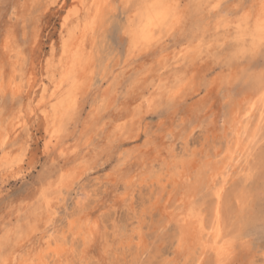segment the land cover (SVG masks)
Segmentation results:
<instances>
[{"label": "rangeland", "instance_id": "rangeland-1", "mask_svg": "<svg viewBox=\"0 0 264 264\" xmlns=\"http://www.w3.org/2000/svg\"><path fill=\"white\" fill-rule=\"evenodd\" d=\"M259 1L179 0L182 27L130 52L127 0H108L71 85L65 22L79 0H0V264H215L183 220L192 211L204 235L234 241L231 264H264V106L248 152L234 133L261 96ZM61 81L78 100L57 133L43 109Z\"/></svg>", "mask_w": 264, "mask_h": 264}, {"label": "bare ground", "instance_id": "bare-ground-1", "mask_svg": "<svg viewBox=\"0 0 264 264\" xmlns=\"http://www.w3.org/2000/svg\"><path fill=\"white\" fill-rule=\"evenodd\" d=\"M76 1V0H74ZM108 0H79V7L81 10H83V13H79L77 14L76 16L77 17H73L71 20L70 19H66L67 21L65 22V28H67V31H68V38H69V42L67 43V46H66V49H65V53H66V63L64 64L65 66V71L63 70V72H65V80H67V82L69 81V83H71V85H76L78 83V81H81V79L83 77H85V72L86 70H82V68H84V62L86 60V56L84 55V51H85V45H86V39L88 37V35H91V34H95V31L97 29V26H98V22H99V19L100 17L102 16L103 14V10H104V7L106 6V3H107ZM257 2V1H256ZM261 3V9L262 11L260 10L261 15L259 17H257V20H256V23L253 27V29L256 28L257 26V23L258 21H260L262 18H264V0H260L259 1ZM215 3V2H214ZM213 3V4H214ZM76 4V3H75ZM74 4V5H75ZM212 4V7L214 6H218L219 3L218 1L213 5ZM62 6V5H61ZM82 6V8H81ZM78 7V8H79ZM212 9V8H211ZM78 10V9H77ZM214 10V9H213ZM78 12V11H77ZM80 12V11H79ZM259 14V13H258ZM257 14V15H258ZM148 15V12L147 10L145 11V16ZM101 21V19H100ZM100 23V22H99ZM99 27V26H98ZM249 29V28H248ZM251 29V28H250ZM248 31V30H247ZM245 32V33H249V32ZM99 32V30H98ZM252 32V31H251ZM66 33V32H65ZM250 34V33H249ZM248 34V35H249ZM98 35V34H97ZM150 33L146 32L145 34V39H148L150 38ZM64 36V34H63ZM66 36V35H65ZM62 37V36H61ZM64 39V38H62ZM67 39V38H66ZM89 39V38H88ZM68 40V39H67ZM66 40V41H67ZM161 41V40H160ZM159 41V42H160ZM90 42V41H89ZM158 43V42H157ZM66 44V43H64ZM156 44V43H155ZM154 44H149L147 45L145 48H149L150 46H153ZM63 48V47H62ZM65 48V47H64ZM259 48V47H257ZM256 48V49H257ZM88 49V48H87ZM252 49V48H251ZM87 52V51H86ZM62 54V53H61ZM89 55V54H88ZM57 56V55H56ZM89 57V56H88ZM64 60V59H62ZM59 61V59H58ZM61 62V61H60ZM173 63V62H172ZM171 63V64H172ZM58 64V63H57ZM181 64L180 60L178 61L177 60V65L174 64L173 65H176L172 68H170L168 71L170 72H175V70H177V67H179ZM60 65V64H59ZM62 72V71H61ZM30 73V72H28ZM87 75V74H86ZM162 76V75H161ZM34 77V75L32 76V74L30 75V79H32ZM62 77V76H61ZM171 76H166L165 77H161L160 79V82L162 85H165L167 86V84H164L166 80H169ZM26 78V77H25ZM88 78V76H87ZM86 78V79H87ZM160 78V77H159ZM54 79V78H53ZM52 79V80H53ZM85 79V78H84ZM83 79V80H84ZM89 79V78H88ZM87 79V80H88ZM57 80V79H56ZM82 80V81H83ZM86 80V82H87ZM58 81V80H57ZM85 81V80H84ZM83 81V82H84ZM85 82V83H86ZM159 83L157 85H159ZM263 83L261 85V96L260 98H254L251 100V103L249 106H247L248 108L245 110V112L243 113L244 114V118L242 119H239V125L237 124V127L235 132L237 134V139H238V143H237V146L242 143L244 141V137H248V145L246 147V149H244V151H247L248 152V148L250 147L251 144L255 143L257 141V132H250L249 131V127H248V119L249 117L252 116V112L256 109V107L259 105V103L262 104V106H264V79L262 80ZM55 84V83H54ZM82 84V82H81ZM80 84V86H81ZM88 84V83H87ZM155 84V83H154ZM70 85V84H69ZM43 86V85H42ZM155 86V85H154ZM160 86V85H159ZM84 87V86H83ZM83 87H78V88H83ZM44 88V87H43ZM68 88V85L67 87H65V85H63V81H61V83H57L55 85V88L54 90L52 91L51 95L49 96L50 97V103H44L46 105V107L43 109V113H44V117H45V120L48 124H53L54 128H55V131H60V127L63 123L64 120H66L65 118L68 116V113L71 112L72 109H74L75 107V104H76V99L75 100V95H73V93H71L72 91L70 90H67ZM161 87H159L160 89ZM158 89V88H157ZM34 90V89H33ZM79 90V89H77ZM163 90V88H162ZM176 90V89H175ZM178 90V89H177ZM260 90V89H259ZM165 91V90H163ZM44 92H45V89H44ZM49 92V91H48ZM155 92V91H154ZM161 92V91H160ZM46 93V92H45ZM50 93V92H49ZM173 93L175 94V92L173 91ZM43 94V93H42ZM41 94V95H42ZM157 94V93H156ZM40 95V96H41ZM169 95V94H168ZM181 95V94H180ZM258 95V94H257ZM28 96V95H27ZM43 96V95H42ZM158 96V95H157ZM48 97V95H47ZM259 97V96H258ZM34 98V97H33ZM43 98V97H42ZM150 98V97H149ZM143 99V98H142ZM31 101V99H29ZM40 101V99H38ZM37 100V101H38ZM49 100V99H48ZM36 101V102H37ZM38 101V102H39ZM47 101V100H46ZM45 101V102H46ZM44 102V101H43ZM29 104V103H28ZM30 105V104H29ZM41 105V104H40ZM243 106V105H242ZM39 107V106H38ZM30 108V107H29ZM37 108V106H36ZM42 108V107H41ZM40 108V109H41ZM39 109V110H40ZM76 109V108H75ZM33 110V109H32ZM40 112V111H39ZM237 113V111H235ZM239 112V111H238ZM72 116V115H71ZM70 116V117H71ZM238 116V115H237ZM240 116H241V113H240ZM261 116L263 117V113L261 114ZM236 120V118H235ZM16 123V122H15ZM15 126V125H13ZM12 126V127H13ZM53 126H51L50 129L53 128ZM63 127V126H62ZM260 128V127H259ZM17 130V129H16ZM15 130V131H16ZM258 129H256L257 131ZM260 130V129H259ZM258 130V131H259ZM53 131V129H52ZM11 132V131H10ZM63 132V131H62ZM61 132V133H62ZM58 133V132H57ZM52 134V133H51ZM54 136V134H52ZM51 135V136H52ZM55 139H51L48 143H47V147L44 148V149H47L50 147L54 148V146L58 147L60 146V143H61V139H60V135L59 134H55ZM235 136V135H234ZM264 136V135H263ZM63 138V137H62ZM235 138V137H234ZM236 139V138H235ZM263 139V138H262ZM261 139V141H262ZM47 142V141H46ZM263 142V141H262ZM230 143V142H229ZM228 143V144H229ZM63 144V143H62ZM247 144V143H246ZM258 144V143H257ZM261 144V143H260ZM258 146V145H257ZM62 147V145H61ZM227 151L228 149L231 147H229V145L227 146ZM235 147V146H234ZM263 149H264V143H263ZM60 148V147H59ZM241 148V146H240ZM243 148V147H242ZM241 148V149H242ZM63 149V148H61ZM239 150V149H238ZM254 150V149H253ZM256 150V149H255ZM241 151V150H240ZM243 151V150H242ZM243 152V155L245 154ZM257 152V151H256ZM264 152V151H263ZM263 152H261V154H263ZM237 153V152H236ZM251 155L253 154L252 151L250 152ZM250 155V154H249ZM231 156V155H229ZM253 157V156H252ZM6 158V157H4ZM224 160V159H223ZM231 160V159H230ZM223 162V161H222ZM228 162V160H227ZM231 162V161H230ZM224 163V162H223ZM231 164V163H230ZM219 166V165H218ZM218 168V167H217ZM227 168V167H226ZM221 168H219L220 170ZM182 170V169H181ZM217 170V169H216ZM226 171V170H225ZM256 171V170H255ZM182 172V171H181ZM213 172V171H212ZM225 174V172H215L213 174V177L215 178H212L213 182L215 183L214 186H218V182H219V177H222L223 175ZM226 175V174H225ZM224 175V176H225ZM212 177V176H211ZM71 178V176H70ZM69 178V179H70ZM223 179V178H222ZM67 180V179H65ZM64 180V181H65ZM185 182V181H184ZM212 182V183H213ZM64 183V182H63ZM222 184V183H221ZM215 188V187H214ZM213 188V189H214ZM219 188V187H218ZM218 191V190H217ZM216 191V194H217V198H219V193L220 192H217ZM59 199V197L57 198V200ZM56 200V201H57ZM188 200V199H187ZM182 203V202H181ZM186 204V202H185ZM184 204V205H185ZM49 205V204H48ZM52 207V212L53 214H55L56 212V207L55 205H51ZM51 207L49 206V208L51 209ZM205 216V215H204ZM93 219V218H92ZM171 219V218H170ZM187 224H196L195 227L197 228V230H195L196 232H198L197 234L199 235L198 238H199V244L202 248V251L204 253L210 251L214 256V259L213 261H215V264H231L233 262V260L236 257V245L234 243V241H231L230 239H228L229 237H227L226 235H224L221 230L219 228H216V232H207V236L206 234L204 235V231H205V223L202 221V218L200 217V215H198L197 213H195L194 211L188 213L184 219H183ZM206 220V218H205ZM97 221V220H96ZM207 222V221H206ZM205 225V226H204ZM194 227V228H195ZM97 228V226H96ZM193 228V229H194ZM81 229V228H80ZM82 230V229H81ZM81 230H79V232H81ZM208 230V229H206ZM210 231V230H209ZM215 231V230H214ZM185 232V231H184ZM195 232V233H196ZM182 233V232H181ZM182 235V234H181ZM197 236V235H195ZM182 238V237H181ZM196 239V238H195ZM194 239V240H195ZM74 240V239H73ZM183 240H186V239H183ZM184 242V241H183ZM187 242V241H186ZM44 243V242H43ZM189 243V242H188ZM196 243V241H195ZM183 244V243H182ZM186 244V243H185ZM191 245H194L193 242L191 243ZM49 246V245H48ZM52 246V245H51ZM184 246V245H183ZM50 247V246H49ZM221 247H223L225 249V251L223 253H221ZM48 249V248H47ZM54 250V249H53ZM47 252L48 250H45L44 251V255H43V258L47 259ZM238 254V253H237ZM51 256V255H50ZM20 263V262H19ZM45 263V262H44ZM71 263V262H70ZM214 264V262H213Z\"/></svg>", "mask_w": 264, "mask_h": 264}, {"label": "clouds", "instance_id": "clouds-1", "mask_svg": "<svg viewBox=\"0 0 264 264\" xmlns=\"http://www.w3.org/2000/svg\"><path fill=\"white\" fill-rule=\"evenodd\" d=\"M127 7L129 14L122 35L130 52L155 44L182 27L184 14L179 0H127ZM146 32L151 34L148 39ZM251 37L252 48L264 46V18L258 21Z\"/></svg>", "mask_w": 264, "mask_h": 264}, {"label": "snow or ice", "instance_id": "snow-or-ice-1", "mask_svg": "<svg viewBox=\"0 0 264 264\" xmlns=\"http://www.w3.org/2000/svg\"><path fill=\"white\" fill-rule=\"evenodd\" d=\"M225 251V249L223 247H221V253H223Z\"/></svg>", "mask_w": 264, "mask_h": 264}]
</instances>
